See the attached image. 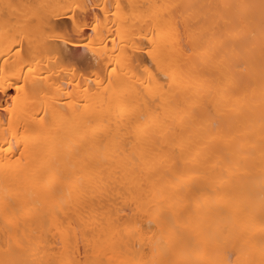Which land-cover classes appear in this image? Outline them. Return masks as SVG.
<instances>
[{
	"label": "bare ground",
	"instance_id": "bare-ground-1",
	"mask_svg": "<svg viewBox=\"0 0 264 264\" xmlns=\"http://www.w3.org/2000/svg\"><path fill=\"white\" fill-rule=\"evenodd\" d=\"M8 2L18 8L11 16L0 13V69H8L0 76L19 71L18 40L42 35L39 20L29 23V18H52L64 26L67 17L55 20V15L65 11L62 6L76 3H87L89 11L84 15L88 21L99 16L95 47L103 53L107 46L109 56L113 41L119 48L122 40L127 42L134 35L142 46L147 45L141 36L151 37L155 28L160 65L169 75L152 63L145 47L137 55L155 76L150 83L142 68L135 72L125 68L113 74L107 94L96 90L93 81L85 108L78 102L84 93L73 89L75 98L69 100L70 85L68 80L61 85V76H52L50 82H57L63 92L46 85L33 88L30 78L29 95L22 98L10 124L3 123L6 116L0 110V146L5 149L0 152V260L261 264L264 32L260 0H0V6ZM117 2L125 6L119 16L92 11V5L105 3L115 11ZM186 4L196 6L187 11L212 17L231 34L239 58H233L230 50L215 51L214 41L203 43L191 56L180 51V45L174 43L178 39L174 21L162 19L158 15L161 9L153 6ZM172 11L178 16L185 9ZM86 32L92 35L90 29ZM97 59L101 69L108 63L106 57ZM91 63L89 75L96 59ZM112 63L115 66L114 60ZM73 66L78 70L86 67ZM33 67L37 75H51L44 66ZM51 72L58 73L59 68ZM65 75L71 79L70 73ZM173 83L175 87L167 91ZM158 85H164V90ZM9 94H15V89ZM205 104L212 106L215 127L202 107ZM44 107L48 117L42 125L33 115L44 116ZM152 141L167 147L161 151ZM9 147L12 152L7 151ZM117 148V165L127 154L134 152L138 157L123 177L129 215L113 209L111 221L102 214L81 219L73 207L68 216L63 212L54 216L52 207L62 200L70 203V192L74 200L78 186L95 174L96 162L106 156L112 163ZM169 154L186 177L175 184L169 178L172 159L165 158ZM133 199L136 203H131ZM149 219L157 223L150 227Z\"/></svg>",
	"mask_w": 264,
	"mask_h": 264
},
{
	"label": "snow or ice",
	"instance_id": "snow-or-ice-1",
	"mask_svg": "<svg viewBox=\"0 0 264 264\" xmlns=\"http://www.w3.org/2000/svg\"><path fill=\"white\" fill-rule=\"evenodd\" d=\"M65 11L57 13L55 20H60L62 16L67 17V20L63 21V25L56 24L52 18L43 19L36 17L35 15L29 18V23H34L39 20V31L42 35L33 38L32 36L22 37L17 41V55L20 56L19 71L13 72L11 76L5 74L0 76V93L3 94L4 99L0 100V110L6 116L3 121L5 124H10L12 115H14L17 109L20 107L22 98L27 99L29 95V81L32 78V87L36 88L38 85H46L48 88L56 87L58 92H63L62 86H57V82L51 81L52 76H61L62 80L59 82L62 85L63 80H68L70 88L67 92L69 100L75 98L73 89L76 92L82 91L83 97L78 101L83 103L85 108L88 107L86 99L89 93L93 90V81L96 90L103 89L107 94L111 90L113 84V74L123 71L125 68L135 72L138 69H143L142 74H146L149 77V83L155 78L148 64L143 62L141 56L137 53H144L145 47H147V56L151 59L152 63L156 65L164 74L169 75L168 70L162 68L158 56L156 29H152V36L147 34L141 36V40H147V45H141L135 39L134 35L127 38V42L122 40V46L117 48L115 41H113L112 53L109 56L107 53V46L105 51L100 53L95 47V41L99 34L100 18L96 16L94 21H88L85 17V13L89 11L87 3H76L74 5H65ZM125 6L117 2L113 6L105 3L104 5L94 4L92 5V11L99 9L106 12L109 16H119L122 9ZM128 7L135 8V5H129ZM157 9H161L158 15L174 24L172 25L175 31V35L178 39L174 42L180 45V51L186 55H193L194 49L200 47L203 43L208 41L215 42V51H231L233 58H239L241 55L239 49L236 46L235 39L231 34H226V30L209 16H199L195 12L187 10L194 9L196 6L191 4L186 5H155ZM203 7V6H201ZM255 7V6H252ZM18 6L8 2L0 6V13H5L11 16L17 11ZM185 9V11L179 12L178 16H173L172 10ZM261 13V31L264 32V0H260L259 4ZM225 23H228L227 21ZM90 29L92 35L89 36L86 30ZM83 37V39H81ZM27 39V49L24 50V42ZM11 51V49H10ZM23 51V54L21 52ZM119 52V55L117 53ZM97 57H106L107 65L104 68H100L101 60ZM45 58L48 61L47 65H44ZM96 59L95 69L88 73V69H91V61ZM113 60L115 66H113ZM7 64L8 62L5 61ZM86 65L85 70H78L73 64ZM33 65L44 66L48 68L51 75H44L42 72L37 75V69ZM25 68L27 72H25ZM52 68H59V72H51ZM111 69V71H109ZM8 69H0V72L7 73ZM65 73L71 74V79ZM79 75V79L77 76ZM171 79L175 82V76L172 75ZM23 81V82H22ZM143 83V81H140ZM159 89L164 90V85H158ZM175 87V83L167 86V91L171 92ZM15 89V94H9L10 89ZM23 94V97H22ZM205 113L208 116L209 122L212 123V106L211 104H205L202 106ZM44 116L38 117L33 115V119H39L43 125L47 121L48 111L47 107L42 109ZM215 127V124L212 123ZM7 135V132L5 133ZM14 135H19L18 132ZM155 146L159 147L163 151L167 145L160 141H152ZM27 144H25V150ZM18 150V149H17ZM5 149L0 146V152H4ZM8 152H12V148L7 149ZM120 153V149L117 148L114 153L112 163H109L108 157L100 158L95 164V174L90 177L86 184L81 183L77 190L75 199H72V193H69L70 203L60 201L58 205H55L51 209V213L54 216L59 217L60 213H64L65 216L70 214V210L75 207L76 212L80 215L81 219H91L94 216L107 217L110 221L113 219V209L117 214L129 215L125 211L130 201L128 195L125 192V186L127 181H123L124 175L128 168L134 167L138 161L136 153L127 154L126 157L120 161L117 165L115 155ZM24 153L21 152V156ZM166 159H172V167L169 170V178L175 184L177 181L184 180L185 174L178 166L177 161L172 157V154L165 157ZM123 181V182H122ZM139 187L144 188L143 183H140ZM143 195V193H142ZM151 195V193H149ZM131 203H136L133 199ZM132 215H135L133 213ZM154 219L148 220V225L151 227L156 224ZM137 228L140 225L137 223ZM261 256L264 257V247L261 248ZM0 264H45L40 260H18V259H5L0 260ZM47 264H56L55 261H48ZM160 264H169L167 261H162ZM223 264H231V261L225 260ZM261 264H264V259L261 260Z\"/></svg>",
	"mask_w": 264,
	"mask_h": 264
}]
</instances>
